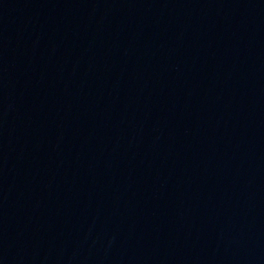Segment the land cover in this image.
<instances>
[{
    "label": "water",
    "instance_id": "1",
    "mask_svg": "<svg viewBox=\"0 0 264 264\" xmlns=\"http://www.w3.org/2000/svg\"><path fill=\"white\" fill-rule=\"evenodd\" d=\"M0 264H264V0H0Z\"/></svg>",
    "mask_w": 264,
    "mask_h": 264
}]
</instances>
